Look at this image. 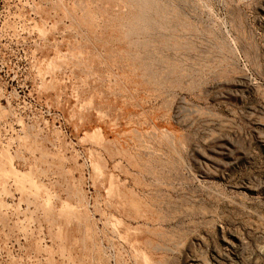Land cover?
Instances as JSON below:
<instances>
[{
  "label": "rangeland",
  "instance_id": "374dc122",
  "mask_svg": "<svg viewBox=\"0 0 264 264\" xmlns=\"http://www.w3.org/2000/svg\"><path fill=\"white\" fill-rule=\"evenodd\" d=\"M0 264H264V0H0Z\"/></svg>",
  "mask_w": 264,
  "mask_h": 264
},
{
  "label": "bare ground",
  "instance_id": "6f19581e",
  "mask_svg": "<svg viewBox=\"0 0 264 264\" xmlns=\"http://www.w3.org/2000/svg\"><path fill=\"white\" fill-rule=\"evenodd\" d=\"M139 19H142L143 21H145L147 25H149V23L151 24V21L149 20V18L146 15H142V17H139Z\"/></svg>",
  "mask_w": 264,
  "mask_h": 264
}]
</instances>
